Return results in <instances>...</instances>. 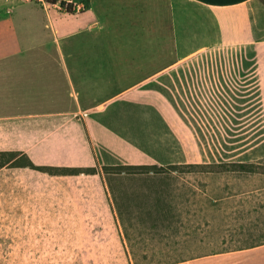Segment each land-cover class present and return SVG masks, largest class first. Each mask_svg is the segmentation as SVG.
<instances>
[{
  "label": "crops",
  "instance_id": "crops-1",
  "mask_svg": "<svg viewBox=\"0 0 264 264\" xmlns=\"http://www.w3.org/2000/svg\"><path fill=\"white\" fill-rule=\"evenodd\" d=\"M81 1L73 13L0 0V151L94 167L82 188L102 203L88 209L112 206L114 220L150 227L174 219L166 181L176 170L102 166L264 156L260 0ZM167 264H264V243Z\"/></svg>",
  "mask_w": 264,
  "mask_h": 264
},
{
  "label": "rangeland",
  "instance_id": "rangeland-1",
  "mask_svg": "<svg viewBox=\"0 0 264 264\" xmlns=\"http://www.w3.org/2000/svg\"><path fill=\"white\" fill-rule=\"evenodd\" d=\"M89 180L96 178L1 167L0 264H167L238 250L264 236V167L176 170L166 181L174 219L154 227L114 220L109 205L88 209L102 203L82 188Z\"/></svg>",
  "mask_w": 264,
  "mask_h": 264
},
{
  "label": "trees",
  "instance_id": "trees-1",
  "mask_svg": "<svg viewBox=\"0 0 264 264\" xmlns=\"http://www.w3.org/2000/svg\"><path fill=\"white\" fill-rule=\"evenodd\" d=\"M55 1V0H48ZM264 5V0H260ZM4 166H14V167H27L30 169L46 172L49 175H78V174H93L95 173L94 167H54V166H43L35 165L32 161L24 154L14 151H0V168ZM199 166L198 164H182V165H167V166H102L103 172L107 173L109 171L124 172V173H160L167 170H178L182 168H191ZM208 166L220 167L223 169L252 173L258 167H264V156L252 161L245 162H228L220 164H209ZM264 243V236L260 240Z\"/></svg>",
  "mask_w": 264,
  "mask_h": 264
},
{
  "label": "built area",
  "instance_id": "built-area-1",
  "mask_svg": "<svg viewBox=\"0 0 264 264\" xmlns=\"http://www.w3.org/2000/svg\"><path fill=\"white\" fill-rule=\"evenodd\" d=\"M15 2H34L43 6H53L59 10L78 13L84 9L85 4L81 0H55L53 2L48 0H5Z\"/></svg>",
  "mask_w": 264,
  "mask_h": 264
}]
</instances>
